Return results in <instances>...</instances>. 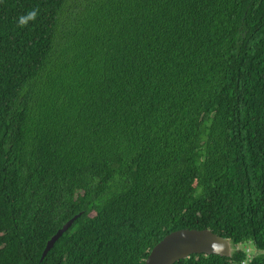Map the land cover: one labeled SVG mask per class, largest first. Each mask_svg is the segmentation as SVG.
<instances>
[{
	"label": "trees",
	"instance_id": "obj_1",
	"mask_svg": "<svg viewBox=\"0 0 264 264\" xmlns=\"http://www.w3.org/2000/svg\"><path fill=\"white\" fill-rule=\"evenodd\" d=\"M263 116L264 0H0V264H264Z\"/></svg>",
	"mask_w": 264,
	"mask_h": 264
},
{
	"label": "water",
	"instance_id": "obj_2",
	"mask_svg": "<svg viewBox=\"0 0 264 264\" xmlns=\"http://www.w3.org/2000/svg\"><path fill=\"white\" fill-rule=\"evenodd\" d=\"M264 130V116H263ZM68 219L47 241L41 253L40 260L53 246L54 242L61 236L73 219ZM240 244H235L229 237L220 236L208 228H180L165 234L149 250L143 264H172L190 254H216L231 257L236 250H240ZM258 251L254 249L252 255Z\"/></svg>",
	"mask_w": 264,
	"mask_h": 264
},
{
	"label": "built area",
	"instance_id": "obj_3",
	"mask_svg": "<svg viewBox=\"0 0 264 264\" xmlns=\"http://www.w3.org/2000/svg\"><path fill=\"white\" fill-rule=\"evenodd\" d=\"M245 254H246V259L250 258V256L252 255V253L250 252V250L248 249V247L244 248ZM246 259H244V261H242L241 264H246Z\"/></svg>",
	"mask_w": 264,
	"mask_h": 264
},
{
	"label": "clouds",
	"instance_id": "obj_4",
	"mask_svg": "<svg viewBox=\"0 0 264 264\" xmlns=\"http://www.w3.org/2000/svg\"><path fill=\"white\" fill-rule=\"evenodd\" d=\"M36 15V13L33 11V12H30L28 13V18H34ZM21 23H23V19L21 20Z\"/></svg>",
	"mask_w": 264,
	"mask_h": 264
},
{
	"label": "rangeland",
	"instance_id": "obj_5",
	"mask_svg": "<svg viewBox=\"0 0 264 264\" xmlns=\"http://www.w3.org/2000/svg\"><path fill=\"white\" fill-rule=\"evenodd\" d=\"M247 247H248V249L250 250V252L253 253V251H254L253 246H252V245H247Z\"/></svg>",
	"mask_w": 264,
	"mask_h": 264
}]
</instances>
